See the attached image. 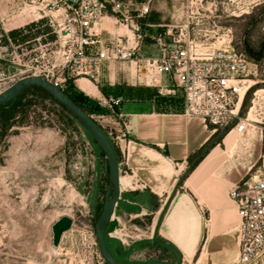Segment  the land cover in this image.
Returning <instances> with one entry per match:
<instances>
[{
  "label": "rangeland",
  "instance_id": "obj_1",
  "mask_svg": "<svg viewBox=\"0 0 264 264\" xmlns=\"http://www.w3.org/2000/svg\"><path fill=\"white\" fill-rule=\"evenodd\" d=\"M128 1L144 4L148 0ZM150 13L149 8L147 16ZM47 20H38V11L29 2L0 0V93L23 77L51 69L57 56L51 52L54 34ZM168 20L169 28L188 22L201 44L213 49L230 45L246 58L251 88L241 116L256 121L243 134L233 133L235 140L253 137L262 143L264 0H180ZM10 67L13 73H9ZM32 100L23 112L16 113L12 127L0 139V264H105L96 245L94 225L108 187L107 160L70 113L40 96ZM229 128L217 131L212 144L221 145ZM262 150L263 143L260 154ZM258 159L239 185L254 175ZM122 188V192H135ZM152 200L151 212L136 217L115 208L111 237L121 240L122 248L113 239L107 244L117 260L179 261L162 238L153 239L155 216L165 203L155 195ZM63 216L73 224L54 248L51 227ZM204 250L201 257L182 259L181 264H236V255L226 259L220 254L207 255Z\"/></svg>",
  "mask_w": 264,
  "mask_h": 264
},
{
  "label": "crops",
  "instance_id": "obj_2",
  "mask_svg": "<svg viewBox=\"0 0 264 264\" xmlns=\"http://www.w3.org/2000/svg\"><path fill=\"white\" fill-rule=\"evenodd\" d=\"M148 1L151 13L140 19L145 34L139 47L144 56H155L159 54L155 41L158 33H153L171 26L168 16L180 0ZM103 26L104 40L124 33L113 22L105 21ZM96 51L97 45L87 49L92 54ZM145 82L143 74L131 64L114 61L101 64L97 82L80 78L65 85L69 92L81 97L105 132L127 133L125 141L114 145L119 183L125 180V185L129 184L125 190H148L151 199L155 195L165 203L159 216H155V238L171 244L182 259L201 257L202 248L207 255L237 258L240 219L228 192L258 159L261 141L259 144L253 137L235 140L233 131L221 145H213L215 134L200 120L183 115V95L170 77L158 76L149 85ZM102 97L121 99L117 107L121 117L94 110L96 105L103 108L99 103ZM207 144H212L211 148L184 176L189 157ZM146 212L143 210L142 215ZM109 237L122 248L121 240L112 238L111 233Z\"/></svg>",
  "mask_w": 264,
  "mask_h": 264
},
{
  "label": "built area",
  "instance_id": "obj_3",
  "mask_svg": "<svg viewBox=\"0 0 264 264\" xmlns=\"http://www.w3.org/2000/svg\"><path fill=\"white\" fill-rule=\"evenodd\" d=\"M38 11V20L48 18L56 55L50 70L35 72L63 91L67 81L85 78L97 82L104 62H127L141 72L146 84L158 76L170 77L184 99L183 115L200 120L214 134L231 129L244 132L250 123L241 108L251 88L249 62L230 45L210 48L199 43L189 23L168 28L155 37L159 54L144 56L140 41L145 32L140 19L149 13L144 4L128 0H21ZM113 22L124 33L104 40V22ZM97 51L88 53V47ZM111 116L121 99L99 98ZM113 145L125 141L127 133L105 132ZM254 175L231 187L229 199L236 207L239 223V249L236 264H264V140Z\"/></svg>",
  "mask_w": 264,
  "mask_h": 264
},
{
  "label": "water",
  "instance_id": "obj_4",
  "mask_svg": "<svg viewBox=\"0 0 264 264\" xmlns=\"http://www.w3.org/2000/svg\"><path fill=\"white\" fill-rule=\"evenodd\" d=\"M14 68H9V73H13ZM36 86L44 90L51 98L55 99L63 107H65L83 126L93 141L98 145L104 154L108 163V187L104 195L102 211L95 222L94 232L96 245L99 255L105 264H173L167 261H149V262H132L125 263L117 260L111 252L107 240L110 239L109 234L113 231L115 223L111 220L115 208L124 215H142V211H151L152 199L148 190L143 192H122L119 183V165L115 148L107 137L105 131L94 121L91 115L86 114L80 107L73 103L63 91L55 88L43 76H26L0 93V105L8 103L18 97L23 91L29 87ZM73 221L67 216L61 217L51 227L52 246L57 248L60 244L64 233L68 232L72 227ZM156 231L153 234L155 239ZM120 249H121V244ZM177 254L181 264V255L172 248ZM123 254L126 252L122 251Z\"/></svg>",
  "mask_w": 264,
  "mask_h": 264
},
{
  "label": "trees",
  "instance_id": "obj_5",
  "mask_svg": "<svg viewBox=\"0 0 264 264\" xmlns=\"http://www.w3.org/2000/svg\"><path fill=\"white\" fill-rule=\"evenodd\" d=\"M44 19V18H43ZM41 19V20H43ZM48 27L51 30V33L53 31L52 27L49 24V21L47 20ZM53 34V33H52ZM71 81H67V84H71ZM64 94L73 102L75 103L78 107H80L86 114L90 115L89 111L91 110L90 108L86 107V104L82 102L81 97L78 95H75L74 93H71L68 91V89L63 90ZM36 96H40L43 99L51 100L58 104L63 110L67 111L70 113L65 107H63L60 103H58L55 99L51 98L44 90H42L39 87L32 86L23 91L18 97L13 99L12 101L5 103L3 105H0V125L2 128V132L0 134V139H2L7 131L12 127V122L16 117V113L22 111L24 107L30 106L33 102V98ZM246 97V96H245ZM86 107V109H85ZM96 112H104L107 111L106 109L100 108L98 105L95 106L94 109ZM23 112V111H22ZM71 114V113H70ZM72 115V114H71ZM73 116V115H72ZM74 117V116H73ZM75 118V117H74ZM76 119V118H75ZM77 120V119H76ZM78 122V121H77ZM79 123V122H78ZM80 124V123H79ZM81 125V124H80ZM82 126V125H81ZM83 127V126H82ZM88 134V133H87ZM114 146V145H113ZM212 144H207L203 146L195 155L189 157V166L184 174H188L205 156V154L208 152V150L211 148ZM104 155V154H103ZM183 176V178H184ZM120 186L122 187H128L129 184L125 185V180H122L120 182ZM110 240V239H109ZM166 245H169L170 249L172 250V245L165 242ZM173 251V250H172ZM174 252V251H173ZM175 253V252H174ZM176 254V253H175ZM177 255V254H176Z\"/></svg>",
  "mask_w": 264,
  "mask_h": 264
},
{
  "label": "bare ground",
  "instance_id": "obj_6",
  "mask_svg": "<svg viewBox=\"0 0 264 264\" xmlns=\"http://www.w3.org/2000/svg\"><path fill=\"white\" fill-rule=\"evenodd\" d=\"M247 121L249 122V123H252V121H250V117H249V119L247 118ZM233 131H236V130H233ZM233 131H231V132H233ZM230 132V133H231ZM236 133H237V131H236ZM121 187V186H120ZM134 216H138V215H134ZM111 239V238H110Z\"/></svg>",
  "mask_w": 264,
  "mask_h": 264
}]
</instances>
